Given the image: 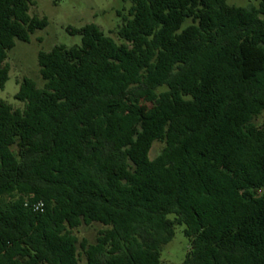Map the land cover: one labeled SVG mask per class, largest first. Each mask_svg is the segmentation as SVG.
Listing matches in <instances>:
<instances>
[{
    "label": "trees",
    "instance_id": "trees-1",
    "mask_svg": "<svg viewBox=\"0 0 264 264\" xmlns=\"http://www.w3.org/2000/svg\"><path fill=\"white\" fill-rule=\"evenodd\" d=\"M227 1L131 0L121 43L91 23L38 54L43 87L0 100V264H161L176 226L181 264H264V0ZM29 11L0 0V89Z\"/></svg>",
    "mask_w": 264,
    "mask_h": 264
},
{
    "label": "rangeland",
    "instance_id": "rangeland-1",
    "mask_svg": "<svg viewBox=\"0 0 264 264\" xmlns=\"http://www.w3.org/2000/svg\"><path fill=\"white\" fill-rule=\"evenodd\" d=\"M229 5L248 7L257 5L255 0H228ZM131 0H30V15L45 17L48 26L37 30L28 42L16 41L15 47L8 52L9 79L4 88L0 89V100L9 103L14 109H24V103L14 98L19 83L24 78L32 79L38 88L44 85L40 76L38 54L49 52L55 46L72 47L81 45L80 35H71L66 29H80L86 24H95L117 43L122 41L117 30L123 18H129ZM257 125L264 123V114L255 120ZM163 148L156 142L150 151L153 159ZM104 227L99 223L82 225L74 231L79 240L85 239L89 244L96 241L98 233ZM190 250L189 240L183 235V227L176 226L172 241L163 247L161 264H181ZM79 264H86L84 255Z\"/></svg>",
    "mask_w": 264,
    "mask_h": 264
},
{
    "label": "built area",
    "instance_id": "built-area-1",
    "mask_svg": "<svg viewBox=\"0 0 264 264\" xmlns=\"http://www.w3.org/2000/svg\"><path fill=\"white\" fill-rule=\"evenodd\" d=\"M30 206L34 212H42L44 209V205L42 202L33 203Z\"/></svg>",
    "mask_w": 264,
    "mask_h": 264
}]
</instances>
